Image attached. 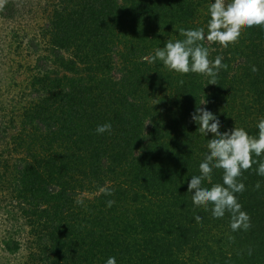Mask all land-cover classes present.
Instances as JSON below:
<instances>
[{
	"label": "trees",
	"instance_id": "1",
	"mask_svg": "<svg viewBox=\"0 0 264 264\" xmlns=\"http://www.w3.org/2000/svg\"><path fill=\"white\" fill-rule=\"evenodd\" d=\"M210 2L45 0L38 33L11 31L7 81L0 69V226L21 223L4 251L19 252L27 232L23 264H106L111 256L117 264H264L257 165L239 178L247 231L233 233L230 214L214 219L187 192L215 135L199 132L196 108L216 114L222 131L258 134L264 27L243 28L226 48L203 42L210 61L222 56L228 66L216 85L145 60L184 39L180 29L207 30ZM17 13L12 3L1 9L8 21ZM104 123L111 133L97 134ZM222 177L214 169L204 186Z\"/></svg>",
	"mask_w": 264,
	"mask_h": 264
},
{
	"label": "clouds",
	"instance_id": "2",
	"mask_svg": "<svg viewBox=\"0 0 264 264\" xmlns=\"http://www.w3.org/2000/svg\"><path fill=\"white\" fill-rule=\"evenodd\" d=\"M209 20L205 28L180 29L182 40H167L164 47L157 48L151 57H145L150 63L156 61L172 72L179 74L195 73L208 78L205 85H216L221 69H226L223 57L217 56L214 61L209 59V48L203 43H218L228 47L235 43L242 35L243 28L253 26L264 27V0H212L208 7ZM252 71H257L252 67ZM207 101L201 103L206 104ZM191 119L199 127V132L204 136L215 134L207 140V154L199 164V175L192 176L188 182L187 192L192 193V203L196 207L203 206L205 211H210L214 219H221L225 214H230V229L233 233L247 231L252 227L250 215L242 210L237 194L246 190L245 184L239 179L243 173L253 168L258 176L264 177V118L257 122L258 134L249 135L242 127L221 130L219 117L207 108L198 107L191 114ZM111 123L98 125L97 134L111 133ZM214 169H222V183L211 187L204 186V181H211ZM255 187L260 189L258 182ZM102 194L111 196L112 192L101 188ZM83 204V199H77ZM114 201H107L111 207ZM195 219L201 221L202 216L196 215ZM232 239V237H229ZM251 255V250H249ZM106 264H117V259L111 256Z\"/></svg>",
	"mask_w": 264,
	"mask_h": 264
},
{
	"label": "rangeland",
	"instance_id": "3",
	"mask_svg": "<svg viewBox=\"0 0 264 264\" xmlns=\"http://www.w3.org/2000/svg\"><path fill=\"white\" fill-rule=\"evenodd\" d=\"M12 3L19 13H17L15 19L12 21L5 20L1 15V9L3 6ZM45 0H0V69L4 71V79L7 81L6 75H8V64L10 62L9 56V39L11 31L16 30L20 36L23 37L24 29L32 36L34 33H38L39 28L45 24V12H44ZM16 39V43L20 44L21 40ZM29 56V55H28ZM8 62V63H7ZM11 63V62H10ZM0 75H2L0 73ZM21 75V72L18 76ZM4 81V80H3ZM2 81V82H3ZM21 223L12 222L11 225L0 226V264H23L27 261L28 251H26V242L28 235L27 232L20 238L22 248L16 254H9L5 249L4 240L8 237V231L12 228L16 230V227ZM19 238V236H18Z\"/></svg>",
	"mask_w": 264,
	"mask_h": 264
}]
</instances>
